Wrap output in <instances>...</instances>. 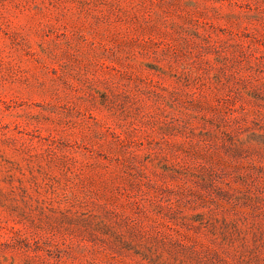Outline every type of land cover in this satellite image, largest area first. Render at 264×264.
Listing matches in <instances>:
<instances>
[{
	"label": "rangeland",
	"instance_id": "obj_1",
	"mask_svg": "<svg viewBox=\"0 0 264 264\" xmlns=\"http://www.w3.org/2000/svg\"><path fill=\"white\" fill-rule=\"evenodd\" d=\"M0 264H264V0H0Z\"/></svg>",
	"mask_w": 264,
	"mask_h": 264
}]
</instances>
